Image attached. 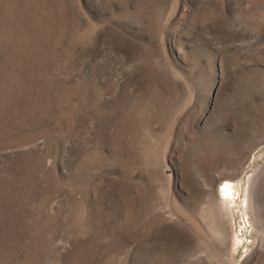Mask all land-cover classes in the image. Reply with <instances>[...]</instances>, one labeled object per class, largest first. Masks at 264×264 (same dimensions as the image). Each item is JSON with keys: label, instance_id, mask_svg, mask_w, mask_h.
Returning a JSON list of instances; mask_svg holds the SVG:
<instances>
[{"label": "rangeland", "instance_id": "obj_1", "mask_svg": "<svg viewBox=\"0 0 264 264\" xmlns=\"http://www.w3.org/2000/svg\"><path fill=\"white\" fill-rule=\"evenodd\" d=\"M0 264H264V0H0Z\"/></svg>", "mask_w": 264, "mask_h": 264}, {"label": "bare ground", "instance_id": "obj_2", "mask_svg": "<svg viewBox=\"0 0 264 264\" xmlns=\"http://www.w3.org/2000/svg\"><path fill=\"white\" fill-rule=\"evenodd\" d=\"M233 184V183H232ZM233 188V186L231 185V182H229L228 180H226L225 181V183H223L222 185H221V189H220V191L222 192V193H224V195H229L230 194V192H231V189ZM234 188H236V187H234ZM233 188V189H234ZM232 189V190H233ZM234 191V190H233ZM231 195V194H230Z\"/></svg>", "mask_w": 264, "mask_h": 264}]
</instances>
